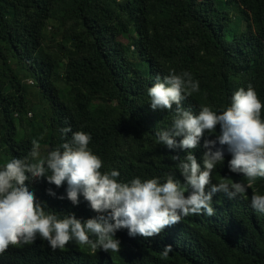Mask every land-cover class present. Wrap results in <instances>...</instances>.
Masks as SVG:
<instances>
[{
  "label": "trees",
  "instance_id": "16d2710c",
  "mask_svg": "<svg viewBox=\"0 0 264 264\" xmlns=\"http://www.w3.org/2000/svg\"><path fill=\"white\" fill-rule=\"evenodd\" d=\"M170 70L199 82L182 101L194 113L202 104L221 109L235 90L251 85L264 119V0H0V162L25 158L33 139L46 152L82 131L91 136L101 172L117 170L125 182L179 178L178 161L154 143L172 111L151 110L147 96L154 78ZM64 127L71 132L62 137ZM191 151L199 161L204 149ZM228 159L214 168L211 183L230 175L247 180L228 172ZM30 186L45 211L74 208L45 193L62 195L63 184L57 189L41 178ZM212 204L213 216L192 218L164 239L139 237L149 243L128 263L264 264V214L248 199ZM168 243L172 251L161 257ZM108 254L33 246L6 250L0 264H115Z\"/></svg>",
  "mask_w": 264,
  "mask_h": 264
},
{
  "label": "clouds",
  "instance_id": "9594fccd",
  "mask_svg": "<svg viewBox=\"0 0 264 264\" xmlns=\"http://www.w3.org/2000/svg\"><path fill=\"white\" fill-rule=\"evenodd\" d=\"M198 91L199 82L188 71L172 70L163 78L156 76L147 90L151 110L172 111L170 125L155 132L154 143L178 161L179 178L166 173L125 182L117 179V170L101 172L102 161L88 146L91 136L82 131L72 132L70 139L46 152L33 139L25 158L0 162V254L33 246L52 254L87 249L109 253L111 263L129 264L149 243L141 237L164 239L192 218L213 216L214 199H248L255 212L264 214V192L255 181L264 180L262 103L248 85L235 90L221 109L202 104L194 113L182 101ZM69 132L70 127L60 129L62 137ZM198 145L204 149L199 161L191 151ZM176 150L184 152L182 159ZM225 156L228 172L247 180L230 175L210 182ZM41 178L57 189L63 184L62 195L51 188L45 193L66 199L74 208L60 214L45 211L47 206L30 186ZM216 193L223 195L214 197ZM81 202L86 204L78 205ZM171 251L168 243L160 255L166 258Z\"/></svg>",
  "mask_w": 264,
  "mask_h": 264
},
{
  "label": "rangeland",
  "instance_id": "374dc122",
  "mask_svg": "<svg viewBox=\"0 0 264 264\" xmlns=\"http://www.w3.org/2000/svg\"><path fill=\"white\" fill-rule=\"evenodd\" d=\"M29 84V83H28ZM28 90H30V87H28ZM46 151V150H45Z\"/></svg>",
  "mask_w": 264,
  "mask_h": 264
},
{
  "label": "bare ground",
  "instance_id": "6f19581e",
  "mask_svg": "<svg viewBox=\"0 0 264 264\" xmlns=\"http://www.w3.org/2000/svg\"><path fill=\"white\" fill-rule=\"evenodd\" d=\"M225 202V201H224ZM199 228V227H198Z\"/></svg>",
  "mask_w": 264,
  "mask_h": 264
}]
</instances>
